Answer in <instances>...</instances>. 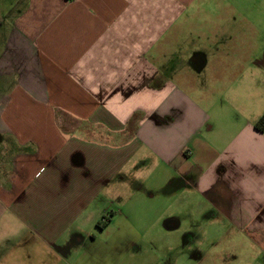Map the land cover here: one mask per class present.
Listing matches in <instances>:
<instances>
[{
    "label": "crops",
    "instance_id": "crops-1",
    "mask_svg": "<svg viewBox=\"0 0 264 264\" xmlns=\"http://www.w3.org/2000/svg\"><path fill=\"white\" fill-rule=\"evenodd\" d=\"M2 3L0 264H264V0ZM158 181L186 260L109 210Z\"/></svg>",
    "mask_w": 264,
    "mask_h": 264
},
{
    "label": "rangeland",
    "instance_id": "rangeland-1",
    "mask_svg": "<svg viewBox=\"0 0 264 264\" xmlns=\"http://www.w3.org/2000/svg\"><path fill=\"white\" fill-rule=\"evenodd\" d=\"M11 5L9 4H0V11H7L9 9ZM2 15L7 14V12L5 13H1ZM9 16V15H8ZM9 18V17H8ZM2 21V20H1ZM8 22V20H6ZM6 27L5 22H3V27ZM4 31H6L4 29ZM4 40V36H0V40ZM150 185V184H149ZM148 188L147 190H142V194L143 196L141 197H136L135 196V192H136V188L133 189L131 187V190L128 192V196L130 197V202L129 205L127 206V209L124 208V212L122 211L123 215L121 214V212H119L117 210L116 206H113L112 208L109 207L110 212L113 211L114 214L116 215L114 217V221H117L118 225H122V222H126L125 219H128L129 217V221L131 222H140L141 225H144V228L142 229L143 232H145L146 236H151L154 237L155 239H161L164 237H170L171 240H177L178 243V247L180 246V242H182V240L184 239V236H186V238H188L190 235L187 232H191L192 230L197 233L198 231L200 232L199 228H191L188 226V224L184 221L183 225L178 228V229H174V230H166V228L164 227L165 221L168 220V216H171V214L175 213L176 211H178L179 215L184 216V205L185 202L187 201L186 199H182L179 197V199L177 200V202H174L175 204H173V198H171V200H169L168 197H164V195H162V193H158V190L160 189V181L155 182V184L153 183L151 187L148 186V182L146 185ZM152 191H155V195L151 196ZM137 193V192H136ZM172 201V202H171ZM172 204V209L170 210V205ZM122 207V206H121ZM120 207V208H121ZM111 208V209H110ZM119 209V208H118ZM164 209H166V212H164ZM120 210V209H119ZM183 211V212H182ZM159 216H162L161 220L159 219L158 223L153 224V222L157 219ZM152 222V224H151ZM151 225H153V227H151ZM96 226V225H95ZM90 229V228H87ZM93 232L96 231L94 228ZM90 229V231L92 230ZM114 228L112 229H108L104 232H99L96 231V235L97 238H100L99 240H104L106 238H110V236H112L114 234ZM202 230V229H201ZM209 234H213L215 229H207ZM203 232V231H202ZM193 235V234H191ZM207 235V234H206ZM205 235V236H206ZM190 238V237H189ZM192 247L194 249H197V247L200 250H207L210 253H213L214 250H217L215 247V244H213L212 242H210L209 244H195L192 245ZM180 252H178V254H175V256H181L183 257V260H186L188 257L187 256H183L181 254V248L179 247ZM189 253V252H188ZM95 256V258H94ZM92 257H90V254L87 252L86 254H84L82 256V264H101L100 263V255H94ZM115 259V257H114ZM113 259V260H114ZM103 260H104V256H103ZM108 261H111V258H107ZM115 264V263H112ZM122 264V263H121Z\"/></svg>",
    "mask_w": 264,
    "mask_h": 264
},
{
    "label": "trees",
    "instance_id": "trees-1",
    "mask_svg": "<svg viewBox=\"0 0 264 264\" xmlns=\"http://www.w3.org/2000/svg\"><path fill=\"white\" fill-rule=\"evenodd\" d=\"M254 127L258 132L264 133V114L255 122ZM99 225L100 224L98 223V226Z\"/></svg>",
    "mask_w": 264,
    "mask_h": 264
},
{
    "label": "flooded vegetation",
    "instance_id": "flooded-vegetation-1",
    "mask_svg": "<svg viewBox=\"0 0 264 264\" xmlns=\"http://www.w3.org/2000/svg\"><path fill=\"white\" fill-rule=\"evenodd\" d=\"M2 12L0 11V26L2 25V21H1V18H2V14H1ZM9 15V14H8ZM103 219H104V221H99L100 223L99 224H101V225H105L107 222H108V216H103Z\"/></svg>",
    "mask_w": 264,
    "mask_h": 264
},
{
    "label": "built area",
    "instance_id": "built-area-1",
    "mask_svg": "<svg viewBox=\"0 0 264 264\" xmlns=\"http://www.w3.org/2000/svg\"><path fill=\"white\" fill-rule=\"evenodd\" d=\"M101 221H104V219L102 218Z\"/></svg>",
    "mask_w": 264,
    "mask_h": 264
}]
</instances>
